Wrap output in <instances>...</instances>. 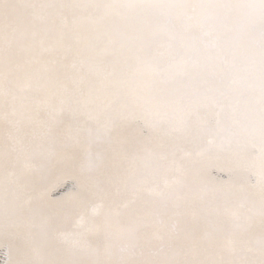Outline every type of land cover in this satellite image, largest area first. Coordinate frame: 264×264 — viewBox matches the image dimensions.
I'll return each mask as SVG.
<instances>
[{
    "label": "snow or ice",
    "instance_id": "obj_1",
    "mask_svg": "<svg viewBox=\"0 0 264 264\" xmlns=\"http://www.w3.org/2000/svg\"><path fill=\"white\" fill-rule=\"evenodd\" d=\"M5 244L264 264V0H0Z\"/></svg>",
    "mask_w": 264,
    "mask_h": 264
},
{
    "label": "bare ground",
    "instance_id": "obj_2",
    "mask_svg": "<svg viewBox=\"0 0 264 264\" xmlns=\"http://www.w3.org/2000/svg\"><path fill=\"white\" fill-rule=\"evenodd\" d=\"M225 179H227V173L222 174ZM58 194L57 192L52 193L53 198ZM10 261V253L9 249L7 247V244H5L3 247H0V264H9Z\"/></svg>",
    "mask_w": 264,
    "mask_h": 264
}]
</instances>
